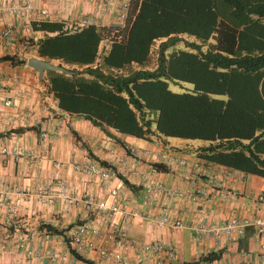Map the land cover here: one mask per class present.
<instances>
[{
	"label": "crops",
	"instance_id": "1",
	"mask_svg": "<svg viewBox=\"0 0 264 264\" xmlns=\"http://www.w3.org/2000/svg\"><path fill=\"white\" fill-rule=\"evenodd\" d=\"M11 2L19 5L29 2L34 9L26 16L13 18L4 12ZM39 10L47 12L48 21L61 22L68 28L72 22L93 16L96 5L93 0H71L68 3L59 0H0V30L13 25L16 33L12 46L0 38V57L9 55L25 61L20 66L0 62V264H52L47 259L50 251L68 252L63 237L50 234L43 226L63 230L91 223L95 218L92 207L85 206L80 198L89 196L96 202L105 199L106 195L96 180L86 181L75 174L72 164L85 161L98 164L96 159L105 162L110 171L120 174L131 185V188L126 187L115 177L110 183V186L120 184L121 205L139 215L125 226L127 238L136 244L159 241L171 246L175 254L172 260L163 257L156 261L150 256L121 249L127 264L195 263L209 253H220V257L211 263L196 264H264V234L256 235L252 226L244 227L232 236L213 237L208 231L210 227L222 226L232 216L264 218V205L256 200L259 195H264V178L235 171L233 176H227L221 172L226 168L198 159L195 149L191 148L194 145L168 143L165 137L157 135L145 141L109 131L121 141V146L87 121L60 112L46 92L43 73L39 76L26 65L28 58H37L34 47L28 46L26 41L43 36L31 32L29 27L31 21L40 19ZM116 11V5H113L95 26L120 25ZM7 97L14 100L16 108L2 107V100ZM26 112L33 114L39 123L20 119V115ZM17 129L22 132H11ZM40 132H46L50 138L41 140ZM3 148L6 153H2ZM12 148H21L31 157H16L11 153ZM180 159L187 161L185 168L175 166ZM119 160L125 161L126 166L134 162L137 173L147 174V185L151 183L187 193L202 187L207 193L206 200L191 203L159 195L151 204L147 203L144 182L120 173L121 167L126 169V166L119 164ZM152 163L164 165L167 172L154 170ZM59 179L64 180L68 193L76 199L73 205H66L58 197L56 181ZM226 190L232 196L222 201L219 194ZM164 212H169L171 219L179 220L181 227L156 226L154 219ZM121 226L119 216L101 223L100 235L94 238L95 244L113 250V245L104 241V232ZM19 234L24 239V250L39 251L40 258L27 259L22 250L15 248L14 240ZM78 254L93 264H112L92 252ZM69 258L76 264H83L71 255Z\"/></svg>",
	"mask_w": 264,
	"mask_h": 264
},
{
	"label": "trees",
	"instance_id": "2",
	"mask_svg": "<svg viewBox=\"0 0 264 264\" xmlns=\"http://www.w3.org/2000/svg\"><path fill=\"white\" fill-rule=\"evenodd\" d=\"M29 27L43 34L26 41L35 56L69 72H43L60 112L120 145L109 131L145 141L153 135L198 141L196 156L204 163L264 178V0H128L119 26L69 30L61 22L34 20ZM179 43L185 50L174 49ZM101 44L106 48L99 55ZM0 62L25 64L9 55ZM169 82L191 91L172 93ZM151 167L167 172L159 163ZM43 228L62 236L75 260L93 264L68 246L70 227ZM219 257L209 253L182 264Z\"/></svg>",
	"mask_w": 264,
	"mask_h": 264
},
{
	"label": "built area",
	"instance_id": "3",
	"mask_svg": "<svg viewBox=\"0 0 264 264\" xmlns=\"http://www.w3.org/2000/svg\"><path fill=\"white\" fill-rule=\"evenodd\" d=\"M62 3H68L71 0H59ZM96 5V12L93 16L87 18H81L75 22H72L67 29H78L81 27L96 25L100 20L101 16L110 12L113 5H116V12L119 19V24H122V21L125 17V12L127 8L128 0H93ZM34 9L32 3H23L22 5L11 2V4L5 7V14L12 16L13 18L26 16L30 11ZM39 20H49V15L44 10H39L38 12ZM119 26V25H118ZM13 25H9L5 29L0 30V38L7 40L8 45L12 46L15 42L16 35ZM2 93V87L0 85V94ZM16 103L10 97H7L2 100V107L5 109H14L16 108ZM20 119H30L33 124H38V119L31 114L26 112L20 115ZM41 140H48L50 137L46 132H40ZM2 153H6V149L1 150ZM12 155L16 157H31L25 150L21 148H12ZM119 164L122 166L125 165V161L119 160ZM175 166L180 168H185L187 166V161L185 159H180L175 163ZM72 171L77 174L83 180H96L98 187L106 195L105 199H100L96 202H93L91 197L85 196L80 198L83 204L87 207H92L96 216L91 221V223H84L81 225H76L70 227L66 233L65 237L68 241V246L75 252H92L96 256L104 261H110L112 264H127L125 258L121 254V249H128L133 253L143 254L154 258L156 261H161L163 257L168 260L175 258L173 248L167 244H163L159 241H152L148 243L136 244L129 240L126 235V228L130 221L137 218L139 215L135 211H127L126 206L121 205L119 197V187L120 184L117 183L115 186H110L112 178H116V174L110 171L108 168L103 167L94 162H74L72 164ZM221 172L227 176H233V171L231 170H221ZM120 173L128 174L129 176L136 177L140 181L144 182V192H145V202L150 203L155 200L159 195H164V197L172 199H185L191 203H197L201 199H205L206 191L204 188L199 187L195 192L187 193L179 190L172 189H163L159 185H154L149 183L147 185V174H140L136 172V164L134 162L129 163L126 166V169L121 167ZM120 175V174H119ZM121 176V175H120ZM122 177V176H121ZM119 180V179H118ZM120 181V180H119ZM121 182V181H120ZM56 186L59 189L58 197L68 206L73 205L76 202L74 197L70 196V193L67 191V186L64 180H57ZM232 194L229 191H223L219 194V198L222 201H227L231 198ZM206 200V199H205ZM257 202L264 205V195H259L257 197ZM119 216L121 218L122 226L118 229H111L104 232V241L111 243L113 245V250H109L105 245H97L94 242L95 237H99L100 229L99 225L103 222H108L114 217ZM156 226L158 227H168V228H180L181 222L179 220L171 219L169 212H164L162 216L154 219ZM252 226L255 229V233L258 236L264 234V218L263 217H254L241 219L235 216L228 218L225 223L218 227L213 226L209 228V233L213 237L220 236H232L240 233L244 227ZM15 248L22 250L26 255L27 259L35 258L38 259L41 257V252H33L30 250H24V239L19 234L14 240ZM2 251V244L0 243V257ZM47 259L51 261L52 264H76L72 258H69V253H61L56 251H50L47 254Z\"/></svg>",
	"mask_w": 264,
	"mask_h": 264
},
{
	"label": "rangeland",
	"instance_id": "4",
	"mask_svg": "<svg viewBox=\"0 0 264 264\" xmlns=\"http://www.w3.org/2000/svg\"><path fill=\"white\" fill-rule=\"evenodd\" d=\"M155 46H153L152 48V52L150 55V63L149 66L153 64L154 60H155ZM105 46L103 44H101V46L99 47V55L102 54V52L104 51ZM174 49H179V50H185L184 45L182 43H179L178 45H176L174 47ZM172 49H169V52H171ZM52 64V63H51ZM131 69L134 68V66L130 67ZM168 89L172 92V93H183V92H190L191 91V87L187 84L184 83H177V84H173V83H168ZM165 141H167L168 143H182V145H194L193 149H197L198 147H200L202 144H200L199 142L196 141H187V140H179V139H173V138H164ZM185 143V144H184Z\"/></svg>",
	"mask_w": 264,
	"mask_h": 264
},
{
	"label": "water",
	"instance_id": "5",
	"mask_svg": "<svg viewBox=\"0 0 264 264\" xmlns=\"http://www.w3.org/2000/svg\"><path fill=\"white\" fill-rule=\"evenodd\" d=\"M26 65L27 67L35 71L39 76H41L44 71H53V72H60L63 74H69L68 71H66L61 67H58L57 65L48 63L46 61L34 57L28 58L26 60Z\"/></svg>",
	"mask_w": 264,
	"mask_h": 264
}]
</instances>
